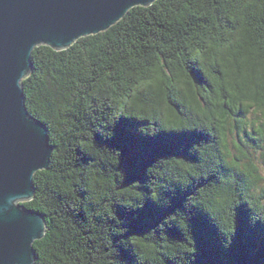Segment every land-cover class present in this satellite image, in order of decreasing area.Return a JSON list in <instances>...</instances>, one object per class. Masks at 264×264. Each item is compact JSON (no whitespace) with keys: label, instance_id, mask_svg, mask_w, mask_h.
Masks as SVG:
<instances>
[{"label":"trees","instance_id":"16d2710c","mask_svg":"<svg viewBox=\"0 0 264 264\" xmlns=\"http://www.w3.org/2000/svg\"><path fill=\"white\" fill-rule=\"evenodd\" d=\"M31 61L34 264H264V0H158Z\"/></svg>","mask_w":264,"mask_h":264},{"label":"water","instance_id":"95a60500","mask_svg":"<svg viewBox=\"0 0 264 264\" xmlns=\"http://www.w3.org/2000/svg\"><path fill=\"white\" fill-rule=\"evenodd\" d=\"M156 1L0 0V264H34L33 243L46 228L42 215L22 205L34 198L33 177L53 151L48 129L25 107L21 82L34 48L66 50Z\"/></svg>","mask_w":264,"mask_h":264},{"label":"rangeland","instance_id":"374dc122","mask_svg":"<svg viewBox=\"0 0 264 264\" xmlns=\"http://www.w3.org/2000/svg\"><path fill=\"white\" fill-rule=\"evenodd\" d=\"M257 158H258V155H257ZM257 164H258V167L260 170V174L262 175V177L264 179V164L262 162H260L258 159H257Z\"/></svg>","mask_w":264,"mask_h":264},{"label":"bare ground","instance_id":"6f19581e","mask_svg":"<svg viewBox=\"0 0 264 264\" xmlns=\"http://www.w3.org/2000/svg\"><path fill=\"white\" fill-rule=\"evenodd\" d=\"M36 242V241H35Z\"/></svg>","mask_w":264,"mask_h":264}]
</instances>
